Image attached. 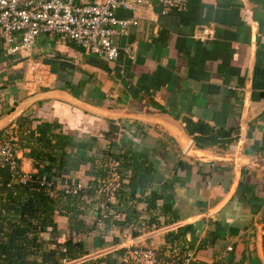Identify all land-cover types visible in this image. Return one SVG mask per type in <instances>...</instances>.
<instances>
[{"label":"crops","instance_id":"1","mask_svg":"<svg viewBox=\"0 0 264 264\" xmlns=\"http://www.w3.org/2000/svg\"><path fill=\"white\" fill-rule=\"evenodd\" d=\"M150 4L117 40L133 45L132 60L119 54L108 62L57 37L40 39L33 67L20 54L9 64L0 57L1 134L15 137L20 115L32 127L57 122L88 144L73 153L89 160L67 174L87 187L105 150L106 157L144 153L149 187L131 184L135 172L118 159L123 181L102 224L94 220V192L74 213L80 224L54 214L55 234L76 232L87 252L80 261L109 253L118 264L132 243L165 258L191 253L195 264H264V0H189L180 13ZM116 16L134 14L118 9ZM203 29L212 32L204 41ZM197 123L215 143L194 144L198 133L186 127ZM18 156L23 169H34L24 151ZM182 226L184 241L176 233Z\"/></svg>","mask_w":264,"mask_h":264},{"label":"built area","instance_id":"2","mask_svg":"<svg viewBox=\"0 0 264 264\" xmlns=\"http://www.w3.org/2000/svg\"><path fill=\"white\" fill-rule=\"evenodd\" d=\"M150 2L159 7L161 13L186 10L189 0H0V42L5 55L20 54L27 65L33 67L32 56L42 37H57L60 41H72L84 51L114 61L120 54L132 60L135 49L132 44L119 46L117 40L127 35L131 26L137 24V15ZM124 10L134 17L121 18L116 11ZM211 30L203 29L199 39L204 41ZM15 137L0 136V169L4 168L10 177L9 184L28 186L34 184L48 191L52 196H75L86 187L79 178H48L36 169L25 170L19 163ZM104 177L96 183L93 192L97 201L94 207L96 225L102 224L110 211V204L121 188L123 173L120 163L113 155H108L104 164ZM118 219V214H114ZM74 230L69 234L57 233L51 236L53 245L65 252L67 239L74 240ZM76 240V239H75ZM121 264H195L191 253L179 258L160 257L157 251L148 246H123ZM229 249V248H228ZM57 264H76L75 260L61 258Z\"/></svg>","mask_w":264,"mask_h":264},{"label":"trees","instance_id":"3","mask_svg":"<svg viewBox=\"0 0 264 264\" xmlns=\"http://www.w3.org/2000/svg\"><path fill=\"white\" fill-rule=\"evenodd\" d=\"M186 130L191 135L194 132L198 133L192 138L194 144L199 148H205L215 143L216 136L202 137V135L211 132V129L202 123H197L189 131L186 127ZM213 133L223 134L220 131ZM14 134L15 147L24 151V155L30 160L31 166L36 169L38 174L45 175L47 179L53 176L68 177L69 172L77 170L80 164L89 160L73 153L74 150L85 149L88 144L75 141L67 132H61V127L57 122L40 121L32 127V119L26 115H20L16 120ZM0 135H2L1 131ZM69 154L72 156L71 158L68 156ZM107 154L109 152L105 150L103 157L97 160L99 166L103 165V170ZM143 156L144 153L142 152H133L128 155L123 152L114 155L123 165L129 166L135 172V178L130 179L131 184L137 183V186L140 185L144 189L149 187L150 180L146 179L150 177L152 171L149 164L144 166V161L141 160ZM102 169L99 170L98 167L96 176H93L98 177L96 182L93 179L89 187L86 185L75 196H63L60 193L52 196L48 191L34 184L28 186L7 185L10 179L8 172L4 168L0 169V264H57L63 257L76 260L87 255L79 240L67 239L64 243L65 252H60L53 245L51 236L55 234L57 229L53 216L55 213L65 215L70 217L71 224L74 226L80 224V219H77L74 213L80 215L81 210L78 206H88L83 198L93 194L96 183L103 178ZM96 170L97 168L90 175L95 174ZM132 188L135 189L133 185ZM150 197L151 199L154 198L153 192L150 193ZM218 230L217 225L215 230L207 233L208 241L211 242L218 236ZM186 231L187 226L177 228L176 233L179 232L180 241H184L183 237ZM262 250L264 257V244ZM119 251L121 252V250ZM157 253L161 257L162 252L158 251ZM179 257L178 254L166 258L175 259ZM254 260L257 261L258 259ZM110 262V254L107 253L76 264H111ZM219 263L215 261L212 264ZM118 264H121V261Z\"/></svg>","mask_w":264,"mask_h":264},{"label":"rangeland","instance_id":"4","mask_svg":"<svg viewBox=\"0 0 264 264\" xmlns=\"http://www.w3.org/2000/svg\"><path fill=\"white\" fill-rule=\"evenodd\" d=\"M3 49H4V45H3L2 42H0V57H1L2 61H4L5 63L9 64V63H12V62H14V61H16V60L19 59L18 57H16L17 55H12V56L6 57V56L4 55ZM2 135L8 137L10 134L8 133V134H2ZM93 231H95V234H98V230H97V229L93 228ZM44 236H46V235L44 234ZM47 236H48V235H47ZM96 237H97V235L94 236V238H96ZM85 248H86V250H87L88 252L93 251L94 247H93V240H92V238H90V239L86 242V244H85ZM106 252H107V251H106ZM106 252H104V253H106ZM102 254H103V253H102ZM96 255H99V254H96ZM91 257H93V256H91ZM95 257H96V256H95ZM81 258H82V257H81ZM88 258H90V257H88ZM79 261H80V259H76V260H75L76 263H78Z\"/></svg>","mask_w":264,"mask_h":264},{"label":"water","instance_id":"5","mask_svg":"<svg viewBox=\"0 0 264 264\" xmlns=\"http://www.w3.org/2000/svg\"><path fill=\"white\" fill-rule=\"evenodd\" d=\"M82 261L85 260V257L83 259H81Z\"/></svg>","mask_w":264,"mask_h":264}]
</instances>
